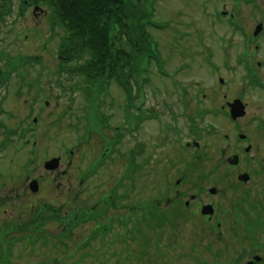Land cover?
I'll use <instances>...</instances> for the list:
<instances>
[{
  "label": "rangeland",
  "instance_id": "rangeland-1",
  "mask_svg": "<svg viewBox=\"0 0 264 264\" xmlns=\"http://www.w3.org/2000/svg\"><path fill=\"white\" fill-rule=\"evenodd\" d=\"M256 2L255 6V3L250 0L158 1L153 23L163 31L150 28L149 31L153 33L154 42L158 43L157 49L153 51L158 52L159 50L158 54L159 57L161 55L162 61L159 64L153 61L150 65L149 78L151 77L153 86L151 88L145 87L146 92L139 102L142 103L145 100L148 107L153 106L154 108L159 106H161L159 108H163L162 103L167 102L168 105L165 107L170 113L177 115V113L187 111L182 108L187 107L185 101L187 98L191 99L193 92L197 91L200 101H203L202 95L206 93L205 90L212 86L217 89L220 76L233 82L231 88H238L243 85L240 82L238 72L243 73L244 69L237 65L236 56L230 60L231 69L225 70L223 62H218V60L220 61L218 55L222 54L219 50L231 43L232 46L236 43L231 54L240 55L244 52L247 37H243L242 32L230 27L229 15L233 12L234 7H241L240 15L242 17L240 19L244 24V29H247L248 38H251L255 27L260 22L264 23V0H256ZM224 12L227 13V17L221 15ZM219 13L220 15H218ZM51 18L52 10L45 4L24 8L21 5V0H12L9 11L5 12L0 19V21H4V23H0V53L5 50L6 54L12 57L23 55L38 59L36 65L29 68V81L32 84L35 83L38 94L35 93V89L23 88L20 89L23 91L19 94V83L16 77L10 81L9 87L2 86L0 88V125L15 127L24 122V125L28 126L34 118V113H38L42 109V115H40L42 121L39 122L41 130L37 131L43 139L42 148H47L54 154L60 151L68 156L67 147L72 143H77L76 141L85 133V127L88 124L86 119H89L91 111L86 96L81 92H73L69 89L70 86L78 88L79 79L72 81L70 75L67 76L63 73H66L67 68H74L79 63L65 65L64 68L59 69L58 51L64 32L57 27L54 31L52 30ZM258 42L264 46V33ZM206 50L217 51L212 60L214 68L206 62L207 60L204 61L207 55ZM258 60L264 61V50L259 53ZM160 68L167 74V78H163L164 80L159 79ZM73 74H76V71ZM89 80L92 82V78ZM141 82L143 81L141 80ZM0 83H3L1 79ZM129 84L135 88L134 82L130 81ZM102 85L103 87L110 86L106 92L102 93V96L100 95L99 106L96 108L97 114L103 117L105 121L107 120L111 128L116 124L122 129L117 135L111 134V139L117 141L116 155L118 161L114 162L117 164L116 172L110 175L107 169L103 172L100 170L98 177H101L103 183H110L114 179L115 181L123 179L125 174L122 175L121 173L122 162H124L121 160L128 149L129 135L125 130L127 125L125 116H127L126 104L130 100L125 94V90L115 82V79L110 80L108 85ZM65 90L66 92H64ZM175 101H182V104L173 103ZM45 102H49L48 108L44 106ZM172 104L175 106L172 107ZM176 105L179 107L173 109ZM198 108L205 110L208 108V103H198ZM53 111L56 113L54 118L51 117ZM61 118L62 123L60 125L49 127L50 124L56 123ZM207 123L208 121L204 122V125ZM2 137L0 132V142ZM146 141L152 145V139L147 137ZM72 150L75 151V149ZM11 153L15 155L13 148H10L8 152L0 153V171H2V175H6L8 172L11 182H20L24 176L25 163L22 159H16L14 163L11 160L8 162L7 155L10 157ZM24 154L35 158L36 167L39 168L42 161L39 152L35 156L29 155L28 149L25 150ZM148 156L153 160L154 168L145 174H137L128 170L126 173L127 180L123 181L118 193L122 204L128 206V209L114 215L125 217L133 206L142 207L145 204H148L152 209L155 198L160 196L158 185L162 183V177L167 176L170 172L167 171L164 175L162 174L166 170L167 163L161 158V154L157 156L150 150ZM75 162L76 166L71 169V173H75L79 166L86 169L90 165L81 162L80 158H76ZM121 163L122 165H119ZM159 168V173H155L154 171ZM42 170L37 173H44ZM34 176L36 177V174ZM52 178L53 176L46 173L45 176L41 177V182L47 185ZM24 185L23 183L14 185L5 183L0 176V200H5V204L0 206V227L3 221L12 222L18 218L29 219L32 207L40 204L42 197L51 199L50 202L55 207L65 201L64 198H60L54 202L58 194L52 188H46L41 195L42 197L31 199L32 202H30L25 195ZM141 214L142 210L135 212L137 216ZM19 223H22V220ZM153 224L154 221L152 220ZM120 228L121 224L118 222L117 229ZM44 229L45 235L48 237L46 245L41 243L42 240L29 243L20 238L18 241H14L12 248H9L8 245L11 244V241L2 242L3 244H0V256L4 258L6 264H123L126 252L119 250L120 246L117 242L115 245H111L112 249H106V246L109 247L108 243H111L110 237L106 238L105 249H102L106 252L101 255L99 252L101 244L95 240L91 241L92 238L86 236L87 232L82 235L84 229H76L73 233L74 237L69 242L64 241L68 248L58 243L57 238L61 230L57 222L48 223ZM150 232L155 236L157 235L155 228ZM83 239L86 244L91 245L89 248H83ZM72 240H76L77 244ZM88 246L86 245V247ZM118 250L122 252L121 256L117 252ZM153 254L151 260L156 259L157 264L160 259L154 253V249ZM132 264L141 263L133 262ZM158 264L163 263L159 262Z\"/></svg>",
  "mask_w": 264,
  "mask_h": 264
},
{
  "label": "flooded vegetation",
  "instance_id": "flooded-vegetation-1",
  "mask_svg": "<svg viewBox=\"0 0 264 264\" xmlns=\"http://www.w3.org/2000/svg\"><path fill=\"white\" fill-rule=\"evenodd\" d=\"M255 73V79L241 77L245 85L238 88L226 83L208 88L203 101L193 92L185 117L183 112L170 113L168 104L162 103L163 108L147 104L137 117L131 111L128 118L129 123H137V130L129 135L126 159L119 164L121 173L145 174L154 168L150 150L166 160L161 173L170 172L158 185L161 194L152 209L145 204L140 216L135 215L140 207L128 211L134 215L128 233L132 238L142 231L150 235L155 228L163 254H169L175 264L183 260V237L190 238L195 264H264V72ZM205 102L209 110L200 112L198 103ZM101 141L91 145L90 153L78 149L80 161L89 163L88 168L79 166L71 173L73 162L62 163V170L55 173L62 180L56 188L66 199L64 207H72V196L81 201L87 230L103 228L116 237L113 215L128 206L120 204L118 179L103 183L98 178L100 170L118 161L113 147L117 141L104 137ZM70 155L79 156L75 151Z\"/></svg>",
  "mask_w": 264,
  "mask_h": 264
},
{
  "label": "trees",
  "instance_id": "trees-1",
  "mask_svg": "<svg viewBox=\"0 0 264 264\" xmlns=\"http://www.w3.org/2000/svg\"><path fill=\"white\" fill-rule=\"evenodd\" d=\"M39 2L53 10L54 24L65 31L60 55L80 63V74L92 78V89H103L102 80L108 78L126 87L139 74L141 60L151 52V38L141 23L148 18L147 7L140 0H21L23 5ZM11 6L12 0H0V12ZM0 63L7 72H19L24 59H13L3 50ZM87 91L95 103L98 93ZM14 232L10 228L6 235Z\"/></svg>",
  "mask_w": 264,
  "mask_h": 264
},
{
  "label": "bare ground",
  "instance_id": "bare-ground-1",
  "mask_svg": "<svg viewBox=\"0 0 264 264\" xmlns=\"http://www.w3.org/2000/svg\"><path fill=\"white\" fill-rule=\"evenodd\" d=\"M116 169H117V165H116V164H113L109 169H107V172H108L110 175H113V174H115Z\"/></svg>",
  "mask_w": 264,
  "mask_h": 264
}]
</instances>
